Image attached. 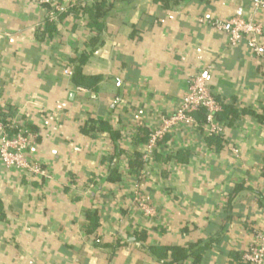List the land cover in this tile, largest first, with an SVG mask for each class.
Returning <instances> with one entry per match:
<instances>
[{
  "label": "crops",
  "instance_id": "crops-1",
  "mask_svg": "<svg viewBox=\"0 0 264 264\" xmlns=\"http://www.w3.org/2000/svg\"><path fill=\"white\" fill-rule=\"evenodd\" d=\"M100 1L60 0L66 12L47 28L34 0H0V119L36 135L27 157L46 173L0 163V264H168L148 248L189 246H207L198 264H243L264 230V123L254 117L264 112V60L229 47L208 22L249 19L251 0H104L97 30ZM80 57L83 75L99 78L95 91L63 75ZM196 76L238 116L219 137L165 138L140 183L155 210L147 216L126 158L147 130L135 143L123 136L171 112Z\"/></svg>",
  "mask_w": 264,
  "mask_h": 264
},
{
  "label": "built area",
  "instance_id": "built-area-1",
  "mask_svg": "<svg viewBox=\"0 0 264 264\" xmlns=\"http://www.w3.org/2000/svg\"><path fill=\"white\" fill-rule=\"evenodd\" d=\"M40 8H45L48 20L58 21L66 12L60 0H34ZM252 15L249 19L234 16L226 20L213 19L208 22L210 28L227 37V44L231 48L245 47L252 56L264 60V0H251ZM63 75L70 77L71 71L65 69ZM78 91L82 89L77 88ZM222 103L210 89L202 76L192 78L185 94L180 98L176 107L167 114H157L148 122H136L134 132H125L126 141L134 140L137 130H147L146 141L141 146V160L145 162L144 168L137 171L132 182L131 191L134 193L133 202L147 216H154L155 210L150 205L147 195L140 192V183L146 177L145 169L152 160L153 155L165 138H175V134H189L199 131L203 139L219 137L222 135V125L217 121L221 112ZM204 112L202 125L196 121L194 115ZM36 135L28 128L19 126L14 121L0 122V163L5 169L14 170L28 177H46L45 171L37 163L27 157L28 150L34 145ZM133 145V144H132ZM132 152L126 156L130 158ZM234 158L239 157V150L235 146L230 148ZM147 170V169H146ZM243 264H264V230L255 232L248 249L241 254Z\"/></svg>",
  "mask_w": 264,
  "mask_h": 264
},
{
  "label": "trees",
  "instance_id": "trees-1",
  "mask_svg": "<svg viewBox=\"0 0 264 264\" xmlns=\"http://www.w3.org/2000/svg\"><path fill=\"white\" fill-rule=\"evenodd\" d=\"M116 1V0H115ZM155 2L161 3L165 8L169 7L170 4L175 5V2L177 0H154ZM105 5L104 0H101L99 3H96L94 6V13H90L83 7L78 9V12L81 11V13L85 14L88 13L90 16H93L92 19H94V23L89 24V26L95 27L97 30H101L103 28V24L101 22H96L98 20L97 16H101L102 14H106L107 10L109 11V6L108 9L105 12H102V9ZM110 7H112L110 5ZM63 15V14H62ZM61 17V16H60ZM97 19V20H95ZM47 28H51L53 22H47L45 23ZM84 59L79 58L75 62V66L73 67V71L71 74V81L72 83L80 89H85V90H90V91H95L97 89V85L99 83V78L98 77H87L84 76L82 73V65L84 64ZM243 112V111H242ZM238 116L237 110L234 108L233 105L231 104H224L222 103V109L221 112L217 115V121L219 123L224 124L226 126H231L235 121L234 119ZM196 121L199 123V125H202L204 122V112L200 111L194 115ZM255 119L258 122L264 123V112L259 114V115H254ZM1 123H6L5 119H0ZM30 130V129H29ZM146 134L144 133L142 137L137 136L136 142H141V141H146L144 140ZM135 139L133 142L135 143ZM145 162L141 160V153L140 152H135L131 155L130 158H128V167L130 169H133L135 172L140 171L144 168ZM118 177V176H117ZM110 180V179H109ZM112 182L116 180V178L111 179ZM238 188H235L233 193L230 194V199L234 196V194L238 191ZM90 219V217H88ZM92 229L94 226H90ZM133 236L135 237L136 241H144L145 240V235L142 234V232L134 233ZM207 248V246H204L202 248L196 249L194 246H189L187 250H183L177 247H150L148 248L149 253L154 255L157 259H166L167 256L171 257V262L168 264H175L178 261L185 260L187 257H191L193 260V264H198L200 263L204 251ZM241 259V258H240Z\"/></svg>",
  "mask_w": 264,
  "mask_h": 264
}]
</instances>
